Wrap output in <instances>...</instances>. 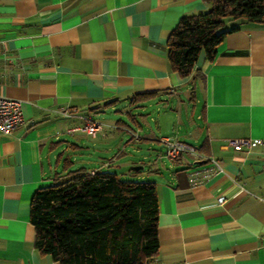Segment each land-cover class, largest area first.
Masks as SVG:
<instances>
[{"label":"crops","instance_id":"crops-1","mask_svg":"<svg viewBox=\"0 0 264 264\" xmlns=\"http://www.w3.org/2000/svg\"><path fill=\"white\" fill-rule=\"evenodd\" d=\"M209 4L0 0V94L21 102L24 119L0 131V264H59L34 246L29 205L39 185L70 169L123 166L129 177L153 173L156 185L158 251L147 264H264V145H224L264 136V21L226 20L237 28L187 76L168 60L180 17ZM118 103L132 125L97 116ZM83 115L100 122L93 134L80 128ZM160 136L206 158L172 159Z\"/></svg>","mask_w":264,"mask_h":264},{"label":"trees","instance_id":"trees-1","mask_svg":"<svg viewBox=\"0 0 264 264\" xmlns=\"http://www.w3.org/2000/svg\"><path fill=\"white\" fill-rule=\"evenodd\" d=\"M208 1L207 10L182 15L168 35V60L181 76L201 52L214 57L237 28L226 20L264 21V0ZM158 212L153 181L85 167L39 185L29 205L34 246L59 264H147L158 251Z\"/></svg>","mask_w":264,"mask_h":264},{"label":"built area","instance_id":"built-area-1","mask_svg":"<svg viewBox=\"0 0 264 264\" xmlns=\"http://www.w3.org/2000/svg\"><path fill=\"white\" fill-rule=\"evenodd\" d=\"M72 112L73 111L68 108L61 111L65 116H70ZM81 117L83 123L80 128L85 132L93 134L100 127V122L95 120L91 115H83ZM23 123L24 119L21 110V102L17 99L0 94V131L10 132ZM158 142L165 154L170 158H177L183 154H190L199 159L206 158L201 155L195 145L184 140L170 136H160ZM224 145L234 149L248 150L258 145H264V136L228 138L225 139ZM209 159L212 162H216L214 158Z\"/></svg>","mask_w":264,"mask_h":264},{"label":"rangeland","instance_id":"rangeland-1","mask_svg":"<svg viewBox=\"0 0 264 264\" xmlns=\"http://www.w3.org/2000/svg\"><path fill=\"white\" fill-rule=\"evenodd\" d=\"M159 102H161V103H158L159 104V107H161V109L164 108V106H166V104L165 103H162V101H159ZM125 106H127V105H125L124 103H118L117 105H115V108L114 109L113 108H110V107L103 108L102 110H100L97 113V116L99 118H101L104 123L114 122L117 118H120V119L124 120L125 122H128L130 125H132L131 121L128 119V116L126 114V111L125 110L127 108L125 109ZM151 108L148 107V113L151 112L152 114H156V113L162 112V110L161 111H156V109L154 107L152 109ZM149 122H150L151 125L154 126V123L153 122H151V121H149ZM166 132L168 134L173 133L171 131H166ZM179 135L181 136V134H179ZM155 143H156V145H159L158 142H155ZM147 154H149V153H147ZM100 156H104V153H100L99 154V157ZM146 165H147V163L144 161V167L141 168L140 170L146 169ZM109 170L110 171L117 172L122 177H125V175H127V173H126V170L127 169L124 166L122 168H120V169H117V168H114V167H109ZM152 176H153V173L146 174L145 180H151L152 179ZM126 177H129V175H127Z\"/></svg>","mask_w":264,"mask_h":264},{"label":"water","instance_id":"water-1","mask_svg":"<svg viewBox=\"0 0 264 264\" xmlns=\"http://www.w3.org/2000/svg\"><path fill=\"white\" fill-rule=\"evenodd\" d=\"M197 162H201V161H197ZM141 167H142V165L135 164V165H132V166H131V169H132V170H138V169H140Z\"/></svg>","mask_w":264,"mask_h":264}]
</instances>
